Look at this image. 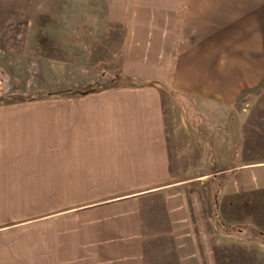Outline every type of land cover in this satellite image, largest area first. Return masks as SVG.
I'll return each instance as SVG.
<instances>
[{"label":"crops","instance_id":"obj_1","mask_svg":"<svg viewBox=\"0 0 264 264\" xmlns=\"http://www.w3.org/2000/svg\"><path fill=\"white\" fill-rule=\"evenodd\" d=\"M208 1L194 3L191 20L201 18L210 37L216 7ZM233 3L232 21L257 31L263 2ZM231 61L199 74L179 69L169 92L114 87L83 102L0 111V264H157L163 240L191 236L216 180L212 213L232 191H264V151H249L245 119L235 134L225 113L248 78L257 83L264 72H234L225 68ZM184 154H206L207 163L184 170ZM59 184L67 199L73 192L61 207L36 200L39 189L54 193Z\"/></svg>","mask_w":264,"mask_h":264},{"label":"rangeland","instance_id":"obj_2","mask_svg":"<svg viewBox=\"0 0 264 264\" xmlns=\"http://www.w3.org/2000/svg\"><path fill=\"white\" fill-rule=\"evenodd\" d=\"M197 1L0 0V111L20 104L83 102L114 87L164 88L179 69L198 74L217 71L223 69L224 59L232 60L225 68L234 72H248L246 65L253 67L249 75L264 72V0H259L263 5L257 31L232 21L236 0H209L210 11L216 7L210 37L201 18L195 24L191 20ZM254 77L248 78L225 113L235 134H239L237 120L245 119L248 150L260 152L264 151V78L256 83ZM184 155V170L201 171L200 165L207 163L206 154ZM175 156L169 154V161ZM246 159L234 157L231 164L251 157ZM221 163L217 155V167ZM215 186L203 192L202 215L191 236L163 240L152 256L157 264H264V191H232L231 199H221L212 213ZM43 190L37 191L36 200L60 207L73 193L69 190L67 199L62 184L54 193Z\"/></svg>","mask_w":264,"mask_h":264}]
</instances>
